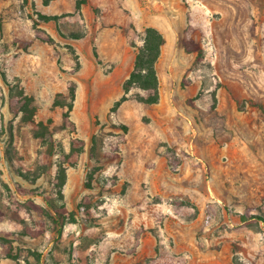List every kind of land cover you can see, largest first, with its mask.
I'll list each match as a JSON object with an SVG mask.
<instances>
[{
  "label": "rangeland",
  "instance_id": "obj_1",
  "mask_svg": "<svg viewBox=\"0 0 264 264\" xmlns=\"http://www.w3.org/2000/svg\"><path fill=\"white\" fill-rule=\"evenodd\" d=\"M114 1L0 0V264H159L181 256L175 228L204 251L193 264H264V0ZM146 27L165 37L159 103L134 89L113 111ZM19 92L46 140L10 111Z\"/></svg>",
  "mask_w": 264,
  "mask_h": 264
},
{
  "label": "trees",
  "instance_id": "obj_2",
  "mask_svg": "<svg viewBox=\"0 0 264 264\" xmlns=\"http://www.w3.org/2000/svg\"><path fill=\"white\" fill-rule=\"evenodd\" d=\"M52 0H46V3ZM81 2H77V11L80 9ZM43 21H55L58 20V16H41ZM73 39H79L81 35L71 34ZM36 37L46 43H51L53 41L52 37L46 33L44 30H41ZM165 44V37L163 34L154 27H146L143 31L142 45L137 47L132 70L130 71L127 79L123 82L122 88L124 95L117 101L113 107V111L117 108L122 101L126 100V95L134 89L141 91V94H138L137 100L146 105H156L160 100L159 92V78L157 73V63L162 54V48ZM66 94H58L54 101V106L65 107L67 110L64 113V118L68 119L69 114L73 109V105L76 99V89L77 84L74 81H69L66 86ZM12 95V94H11ZM13 100H9V109L13 112L14 115L22 114L23 122H27L32 125L34 131L33 135L35 139L46 140V135L48 128L42 122H35V107L31 106L33 98L26 96L23 92H19L13 96ZM62 99L63 101H60ZM71 127H75L72 122H68ZM84 144L82 141H78L76 145L71 146L70 153L67 154L66 159L68 163H74L77 159L79 152L83 151ZM169 166L176 170L179 166V162H173L169 158ZM57 186L59 188L58 195L60 200L63 198L61 189L63 188L66 180L65 168L63 166L58 167L57 173ZM57 214L59 215L62 226L63 216L60 213H67L65 205L62 204L59 206ZM0 241L2 243H7V240L0 236ZM166 258L163 259L159 264H186V260L183 256L175 255H166ZM149 264H157L156 260H150Z\"/></svg>",
  "mask_w": 264,
  "mask_h": 264
},
{
  "label": "crops",
  "instance_id": "obj_3",
  "mask_svg": "<svg viewBox=\"0 0 264 264\" xmlns=\"http://www.w3.org/2000/svg\"><path fill=\"white\" fill-rule=\"evenodd\" d=\"M114 2L117 5V10H121V9L125 10L127 7L126 5H128V1H125L124 3V1L121 0L120 5L118 4L119 0H115ZM109 38H111L110 39L112 43L111 45L113 47L112 50L114 53H112L113 54L112 57H110V59L108 60L110 62H115L116 51L118 50L117 46H118L119 41H121L122 44H124V34L122 32L115 31L113 32V35ZM99 39L100 37L97 40L99 41ZM122 50H125L126 56L122 60L121 65H124V64L127 65L128 64V53H129L130 48L127 44H125V47H123ZM171 236L173 237L175 250L178 253H180L181 256L185 258L186 264H193L192 262H194V258H198L202 260V262L205 261L204 259L206 255L204 251L198 250L199 248L197 245V242H198L197 238L192 237L189 233L184 235V231L181 228H175ZM149 241L153 243L152 239H149ZM154 257H156V253Z\"/></svg>",
  "mask_w": 264,
  "mask_h": 264
}]
</instances>
